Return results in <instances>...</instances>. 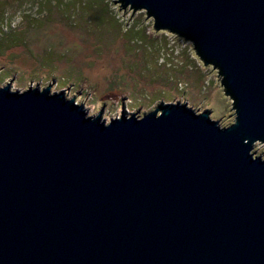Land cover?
Listing matches in <instances>:
<instances>
[{
  "label": "water",
  "instance_id": "obj_1",
  "mask_svg": "<svg viewBox=\"0 0 264 264\" xmlns=\"http://www.w3.org/2000/svg\"><path fill=\"white\" fill-rule=\"evenodd\" d=\"M118 2L193 44L235 121L0 88V264H264V0Z\"/></svg>",
  "mask_w": 264,
  "mask_h": 264
},
{
  "label": "rangeland",
  "instance_id": "obj_2",
  "mask_svg": "<svg viewBox=\"0 0 264 264\" xmlns=\"http://www.w3.org/2000/svg\"><path fill=\"white\" fill-rule=\"evenodd\" d=\"M14 80L18 89L58 83L90 114L110 106L109 120L193 100L222 127L235 121L218 71L193 44L118 0H0V88ZM253 151L264 159V143Z\"/></svg>",
  "mask_w": 264,
  "mask_h": 264
},
{
  "label": "trees",
  "instance_id": "obj_3",
  "mask_svg": "<svg viewBox=\"0 0 264 264\" xmlns=\"http://www.w3.org/2000/svg\"><path fill=\"white\" fill-rule=\"evenodd\" d=\"M225 93V92H224Z\"/></svg>",
  "mask_w": 264,
  "mask_h": 264
}]
</instances>
